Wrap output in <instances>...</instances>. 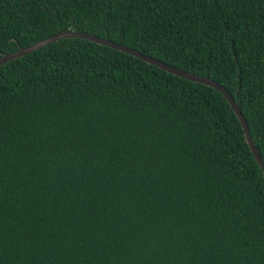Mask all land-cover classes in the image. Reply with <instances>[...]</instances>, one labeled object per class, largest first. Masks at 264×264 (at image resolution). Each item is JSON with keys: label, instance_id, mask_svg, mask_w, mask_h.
I'll return each mask as SVG.
<instances>
[{"label": "trees", "instance_id": "obj_1", "mask_svg": "<svg viewBox=\"0 0 264 264\" xmlns=\"http://www.w3.org/2000/svg\"><path fill=\"white\" fill-rule=\"evenodd\" d=\"M65 31L218 83L264 162V0H0V57ZM0 264H264L226 99L80 38L0 66Z\"/></svg>", "mask_w": 264, "mask_h": 264}, {"label": "water", "instance_id": "obj_2", "mask_svg": "<svg viewBox=\"0 0 264 264\" xmlns=\"http://www.w3.org/2000/svg\"><path fill=\"white\" fill-rule=\"evenodd\" d=\"M69 38L85 39V40L90 41L92 43H95L97 45H102V46H106V47L115 49V50L123 52L127 55H131L137 59H140L149 65H154V66L158 67L159 69H161V70H163L169 74H172V75L177 76L179 78L189 80V81H192V82H195L198 84L206 85L208 87L215 89L219 93H221L222 96L226 99V101L230 105V107L232 108V110H233L234 114L236 115L239 123L241 124V127H242L243 132H244V137H245L246 143H247L250 151L252 152L255 161L257 162L258 166L260 167V169L262 170V172L264 174V162L261 159V156L258 153V151L255 147V144H254V142L250 136L246 120H245L239 106L235 103L231 94L228 91H226V89L224 87H222L218 83L214 82L213 80L178 70L176 68H173L171 66H168V65L162 63L161 61H158L154 58L148 57V56H146V55H144V54H142L136 50L127 48L126 46L114 43V42L109 41L107 39H102V38L96 37L94 35H91L89 33L77 32V31H65V32L56 33L54 35H51L45 39H42V40L34 43V44H32L26 48H22L18 51L12 52V53L2 54V56L0 57V66L6 64V63H8V62H10L16 58L25 56V55H27L33 51H36L42 47H45V46H47L53 42H56V41L61 40V39H69Z\"/></svg>", "mask_w": 264, "mask_h": 264}]
</instances>
